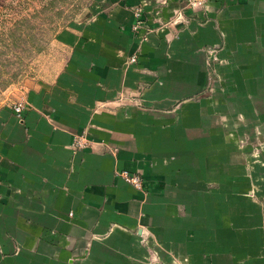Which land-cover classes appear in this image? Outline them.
Listing matches in <instances>:
<instances>
[{
  "label": "crops",
  "instance_id": "0c3cea01",
  "mask_svg": "<svg viewBox=\"0 0 264 264\" xmlns=\"http://www.w3.org/2000/svg\"><path fill=\"white\" fill-rule=\"evenodd\" d=\"M189 1L97 0L56 79L0 112V264H149L144 237L165 264H264V152L237 146L264 135V0Z\"/></svg>",
  "mask_w": 264,
  "mask_h": 264
},
{
  "label": "rangeland",
  "instance_id": "374dc122",
  "mask_svg": "<svg viewBox=\"0 0 264 264\" xmlns=\"http://www.w3.org/2000/svg\"><path fill=\"white\" fill-rule=\"evenodd\" d=\"M96 2L97 0H0V112H15V107L19 104L26 108L27 96L34 86L52 83L56 79L64 69L70 52L62 34L71 31L75 24L90 21L95 16ZM180 13V10L176 11L175 16L165 22L163 27L166 29L177 25L182 20ZM133 32L140 35L141 42L148 41L150 32L145 24L137 31L133 29ZM138 56L134 54L129 64H132L133 57ZM217 80L208 78V86L202 94L194 96V99L212 97ZM239 122H246L243 115H240ZM244 125L247 126L246 123ZM96 146L114 153L103 144L93 143L85 134H76L69 148L73 152H81ZM237 146L241 150H251L252 153L261 155L264 152V135L259 128L246 130L238 136ZM117 173L120 177V172ZM143 244L149 252V264H165L157 243L144 237ZM83 249L84 247L79 248ZM85 252L83 250L73 257H82ZM184 263V259L175 257L170 264Z\"/></svg>",
  "mask_w": 264,
  "mask_h": 264
},
{
  "label": "built area",
  "instance_id": "2783aa9c",
  "mask_svg": "<svg viewBox=\"0 0 264 264\" xmlns=\"http://www.w3.org/2000/svg\"><path fill=\"white\" fill-rule=\"evenodd\" d=\"M217 0H190L189 1V6L195 10L198 9H204L208 6V4H210L211 2H214ZM134 14L136 17V24L134 25L133 29L135 31L141 29L142 27H144V20H143V8L142 7H138L134 10ZM181 16V14H180ZM132 63H136L137 62V57H133L131 59ZM25 107L23 104H19L15 107V113L18 117L22 116V113L24 111ZM80 145V142L78 143ZM83 145V144H82ZM120 177L129 185L133 186L134 188H136L137 190L142 191L144 188V183H143V179L137 175V174H132L128 171H123L120 172Z\"/></svg>",
  "mask_w": 264,
  "mask_h": 264
}]
</instances>
